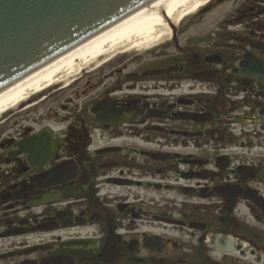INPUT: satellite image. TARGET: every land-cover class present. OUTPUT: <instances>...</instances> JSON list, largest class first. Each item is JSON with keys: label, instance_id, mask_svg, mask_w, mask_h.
I'll list each match as a JSON object with an SVG mask.
<instances>
[{"label": "flooded vegetation", "instance_id": "af4514ba", "mask_svg": "<svg viewBox=\"0 0 264 264\" xmlns=\"http://www.w3.org/2000/svg\"><path fill=\"white\" fill-rule=\"evenodd\" d=\"M217 1L147 59L18 109L34 122L0 140V264H264V76L240 68L264 64V0ZM39 134L45 162L13 155ZM61 166L70 178L32 182Z\"/></svg>", "mask_w": 264, "mask_h": 264}, {"label": "water", "instance_id": "95a60500", "mask_svg": "<svg viewBox=\"0 0 264 264\" xmlns=\"http://www.w3.org/2000/svg\"><path fill=\"white\" fill-rule=\"evenodd\" d=\"M152 1L0 0V92ZM223 1L227 0L216 3ZM240 68L244 76H264V64L252 62L248 56ZM17 148L14 156L28 153L31 164L37 165L45 162L51 144L39 134ZM42 154L40 161L31 158ZM64 171L61 166L32 181L37 188L57 184L72 176Z\"/></svg>", "mask_w": 264, "mask_h": 264}, {"label": "bare ground", "instance_id": "6f19581e", "mask_svg": "<svg viewBox=\"0 0 264 264\" xmlns=\"http://www.w3.org/2000/svg\"><path fill=\"white\" fill-rule=\"evenodd\" d=\"M208 1L154 0L139 8L2 90L0 118L30 97L51 86L67 85L109 58L157 46L170 34L169 23L177 24Z\"/></svg>", "mask_w": 264, "mask_h": 264}, {"label": "rangeland", "instance_id": "374dc122", "mask_svg": "<svg viewBox=\"0 0 264 264\" xmlns=\"http://www.w3.org/2000/svg\"><path fill=\"white\" fill-rule=\"evenodd\" d=\"M228 8H230V6H226L225 5V7H223L222 9L220 8V10H227ZM231 8H233V5H231ZM187 18V17H186ZM185 19V18H184ZM183 19V20H184ZM183 20L182 21H180V22H178L177 24L178 25H182L183 24ZM175 26L177 25V24H175V23H173ZM169 29H171L170 27H169ZM172 41V37H171V32H170V34L167 36V35H165V37L164 38H162V40L160 41V43L157 45V46H153L151 49H148V50H145V51H139V52H132L131 54H134V53H137V54H139V53H141V54H143V53H145V54H143L144 55V57L147 59L148 57L146 56V53L147 52H149V51H151V50H153V49H157L158 47H162L163 45H164V43L166 42V41ZM160 45V46H159ZM117 56V55H116ZM115 56V57H116ZM84 73V72H83ZM62 86V84H58V85H55V86H51V87H49L48 89H45L44 91H42L41 93H39V94H37V95H34V96H32V97H30L27 101H25V103L24 104H21L20 106H22V105H24L25 107H27V106H32V105H34V106H32V108L31 107H29L28 108V110L29 109H34V108H37L38 110L40 109V110H46L48 107H50L52 104V98H53V96H52V92H53V90H55L57 87H61ZM43 97H47L48 99H46V100H44V102L42 103V104H39V105H37L36 103L39 101V99H42ZM35 104H36V106H35ZM18 108H20V107H18ZM18 108H17V110H14V111H10V112H8V113H6V114H4L3 116H2V118H0V140H6V138L8 137V129H9V127H11V125L14 123V122H20V121H22L23 120V124L25 125L26 123H28V124H32V121H33V119H32V114H30V116H28L26 119H24V116H23V113L21 114L19 111H18ZM11 113V114H10ZM10 114V115H9ZM12 116V117H11ZM44 121H42L41 123H40V125H42V126H44V125H48V124H50V121H46V119H43ZM34 122V121H33ZM38 124H39V122H38ZM40 125H38V126H40Z\"/></svg>", "mask_w": 264, "mask_h": 264}]
</instances>
